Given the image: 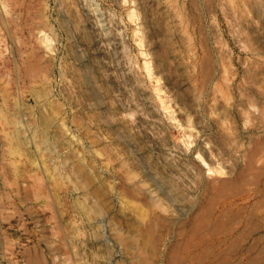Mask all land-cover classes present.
I'll use <instances>...</instances> for the list:
<instances>
[{
	"label": "rangeland",
	"instance_id": "374dc122",
	"mask_svg": "<svg viewBox=\"0 0 264 264\" xmlns=\"http://www.w3.org/2000/svg\"><path fill=\"white\" fill-rule=\"evenodd\" d=\"M0 264H264V0H0Z\"/></svg>",
	"mask_w": 264,
	"mask_h": 264
},
{
	"label": "bare ground",
	"instance_id": "6f19581e",
	"mask_svg": "<svg viewBox=\"0 0 264 264\" xmlns=\"http://www.w3.org/2000/svg\"><path fill=\"white\" fill-rule=\"evenodd\" d=\"M53 112H54V111H53ZM57 180H58V179H57ZM78 200H79V199H78ZM77 202H78V201H77ZM85 203H86V201H85ZM80 204H82V207L86 209V207H85L86 205H85L84 203H82V202L80 201ZM87 212H88V211H87ZM104 242H105V241H104Z\"/></svg>",
	"mask_w": 264,
	"mask_h": 264
}]
</instances>
